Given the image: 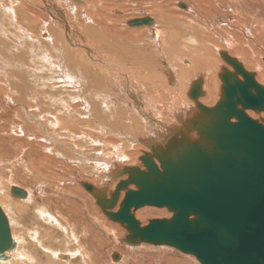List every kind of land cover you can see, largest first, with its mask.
<instances>
[{"label": "bare ground", "instance_id": "bare-ground-1", "mask_svg": "<svg viewBox=\"0 0 264 264\" xmlns=\"http://www.w3.org/2000/svg\"><path fill=\"white\" fill-rule=\"evenodd\" d=\"M66 1L0 0V82L5 84L6 90H12L11 93L14 96H20L21 100H34L39 110L57 113L34 114L32 117L29 114H23L26 120L29 118L31 125V127L29 125L30 128H26L27 137L25 138L30 144L35 143L30 145L35 154L43 155L45 158L30 159L29 167L27 166L28 169H26L28 178L30 172H35L37 175L35 181L38 195L33 188L29 187L28 191L21 189L28 192L25 200L16 201L9 196H1L3 202L7 200L9 205L7 209L21 215V221L29 219L25 223L26 226L24 222L21 223V227L18 226L21 231L20 236L13 237L16 241L14 253L11 254L13 251L6 253L7 259L4 260L6 262L0 260V264H13V261L21 264H40L41 259L48 263H54L57 260V263L73 264L74 250H71L70 246L77 240V232L74 229L82 226L83 233L87 234V222L100 221V216H107L106 211H109L103 205L112 200L114 190L108 189L110 188L108 184L105 185L101 189L103 199L100 200L96 193L100 190L99 180L104 177L100 175L123 177L126 181L129 178V176H118L120 171H111L109 166H117L125 162L140 163L136 168L146 171L142 164V158L145 156L152 157V160L159 165L156 156L164 154L170 156L173 149L182 145H199L206 151H211L213 142L202 129L211 123L213 111L216 109L212 92L217 95L224 93V89H221L218 83L220 73L224 74V79L229 77L235 79L233 69L239 65H233L231 62L233 61L242 65L243 71H249L251 75H254L258 84L264 80V57L257 56L259 52L264 51V44L260 42L261 38H264V21L260 22L261 18L258 21L256 18L246 16L245 14L249 12L245 6H240L243 0H233L239 9H231L229 0H184L187 5L180 3L182 0H148L147 9L157 18V22L149 16H135L137 19L133 18L134 20L152 19V25L141 27L131 25L130 27L131 18L125 20L122 15V11L129 7V0H104L100 9H98L100 0H88L90 14L84 17L75 16L79 10L75 1L72 0L71 8L66 5ZM82 1L84 4L85 0ZM224 2L230 7L227 12L228 21H220L218 18L222 15L221 11H224ZM177 5L180 9L183 8L181 5H184L185 9L181 12L177 9ZM30 7L39 8L47 17L52 18V27L47 30L49 32L44 31L47 19L45 15H40L45 19V21L40 20L45 22H41L44 28L42 26L43 32L40 36L32 34L34 32H28L19 22L17 12L26 15ZM115 7L119 10H113ZM37 17L39 18L38 14ZM38 18L31 20L33 26L40 23ZM196 20L205 23L206 27L199 26L198 29L201 31L196 32ZM211 21L216 23L217 30L213 29ZM123 23H126L133 31L126 29ZM204 31L212 33L204 34ZM13 33H16L18 38L16 53H10L7 50L10 43L2 37L9 34L11 36ZM147 34L148 37H146ZM144 38L147 42L140 43V40ZM170 52L184 54L189 60V62L179 61V72H176L171 65L175 58ZM29 55L30 59H27L26 56ZM248 56H251L250 62L244 59ZM235 57L238 61L234 60ZM250 63L253 65H246ZM92 71L97 74L95 75ZM179 73L182 75L181 81L175 79ZM27 74L30 79L24 81ZM203 80L206 81L205 88L199 82ZM165 81L171 82V88L161 85ZM113 85L121 90L120 94L123 96L124 92L129 95L131 105L129 107L136 113L132 120L127 118L130 122H125L124 127L120 123L123 119L121 114L126 111L132 116V111L125 104L123 109L111 103L115 97L111 90ZM173 88L183 90L182 96L179 97V93L170 94L169 90ZM86 96L88 101L84 99ZM70 100H73L71 103L73 106L69 104ZM76 100L85 104V106L82 105L85 114L74 106ZM76 104L79 105V102ZM60 112L64 113L62 114L64 118L58 114ZM245 112L249 117L253 114L251 118L259 119L257 122L263 123L264 126L261 120L264 118V111L262 113L250 110ZM90 114L101 119V124H98L100 129L97 128L99 133L102 132L99 138L90 136L85 131L88 124L81 119L85 120ZM39 115H41L39 119L33 118ZM233 120L236 118L231 119L230 122L233 123ZM103 122L107 124L101 126ZM107 125L111 126L110 129L106 128ZM19 127L12 126L13 129L9 133L20 136L22 129ZM50 128H53V132H50ZM0 130L4 132L3 129L0 128ZM64 132L70 136L64 135ZM37 133L45 137L41 139L36 135ZM47 133L51 138H47ZM35 135L41 140H37ZM71 136L74 138L73 143L69 142ZM95 139L99 140V143L90 146L88 142L91 144L95 142ZM101 145L103 148L100 151L103 157L94 152L100 149ZM107 146L110 149L108 151ZM24 148L26 146L22 144L21 149ZM89 160L94 161L95 164L87 163L86 161ZM55 165H57L56 169ZM74 166H78L81 174ZM58 168H61L60 171ZM69 172H73L78 181H70ZM31 175L33 177V174ZM85 176L95 177V179L86 181ZM28 178H21V185H27ZM88 185H92V190L85 189ZM129 189L136 190L134 186H130ZM1 191L0 193H3ZM65 194H68L69 200L85 205L82 210L76 203L69 208V219L77 222L74 226L69 222L62 223L54 214L55 211L65 208L61 205L62 198H60ZM122 195L125 196V193ZM49 198L59 202L55 203L53 208H47L45 200L48 201ZM123 198L122 196L118 198L109 207L110 211L118 212ZM2 205L5 207L4 203ZM146 208L132 211V214L137 220L145 221L139 216ZM160 211L166 213L165 217L171 218V214L164 209ZM149 221L150 219L144 224H148ZM59 232L67 237L64 245V250L67 252L57 251L54 248L60 236ZM110 233V238L119 240L125 247L123 250L113 248L109 251L108 258L111 260L112 258L119 260V252L123 255L121 262H110V264H129L131 260L134 261L147 253H150L149 256L153 260H164L170 264L173 263L170 254H180L167 246H152L139 241L131 242L130 233L123 225L121 228H113ZM28 241L31 243L27 244ZM29 245L33 247L34 252L36 249L40 251L42 257L38 253L35 255ZM80 255L86 262L82 252ZM60 256L65 257L66 260L59 262ZM116 256L117 259H115ZM183 257L184 260L179 261V264L183 262L200 264L192 256L183 254Z\"/></svg>", "mask_w": 264, "mask_h": 264}, {"label": "water", "instance_id": "water-1", "mask_svg": "<svg viewBox=\"0 0 264 264\" xmlns=\"http://www.w3.org/2000/svg\"><path fill=\"white\" fill-rule=\"evenodd\" d=\"M152 24V19L129 23L132 27ZM231 62L239 65L245 82L238 76L232 84L231 77L224 79V99L202 129L213 142L211 151L182 145L170 156H156L159 165L145 156L146 171L130 169L128 180L120 182L112 200L103 205L110 209L125 192L120 210L106 212L126 227L131 242L167 246L200 264H264V126L245 112L264 111V87L240 64ZM233 118L238 121L231 123ZM85 188L92 190L89 185ZM11 195L23 199L28 193L13 188ZM144 207L166 209L172 216L143 226L132 211ZM15 248L0 205V260Z\"/></svg>", "mask_w": 264, "mask_h": 264}, {"label": "rangeland", "instance_id": "rangeland-1", "mask_svg": "<svg viewBox=\"0 0 264 264\" xmlns=\"http://www.w3.org/2000/svg\"><path fill=\"white\" fill-rule=\"evenodd\" d=\"M73 1H75L74 3L79 6V10L76 12L75 16L84 17V16L90 14L89 11H88V9L90 7L89 1H92V0H89V1L85 0L84 4H82L83 2H76V0H73ZM130 1L131 0L128 1L129 7H127L124 10L125 12L122 11L123 12L122 15H124L125 20H128V19L131 18V21H132L134 19H137L138 16H145V17L149 16V17L153 18L157 22V18L153 14L149 13L150 11L147 9V3L149 2L148 0L147 1L146 0L139 1V2L131 1V3H130ZM71 2H72V0H67L66 1V5L68 7H70V8L72 7V3ZM25 3H28V2H25ZM103 3H104V0H100L99 5H98V9H100L103 6ZM133 3H134V5H133ZM180 3H182L184 5H187L184 0H182ZM229 4L231 6V9H239V6H237L236 3L233 2V0H229ZM174 5H176V2H174ZM223 6H224V11H221L222 15L218 16V18H220V21H228V19H227V14L228 13L227 12L229 11L230 7L227 6L226 2L223 3ZM240 6H245L246 10L249 12L248 14H245L247 17L256 18V19H258V21L261 18L260 22L264 21V0H243V3L240 4ZM177 9L182 12V9L178 8V5H177ZM258 9H260L259 12L257 11ZM40 10L41 9H39V8L30 7L26 15L23 14L22 12L21 13L19 11L17 12V16H19V22L25 27V29L28 32H30V33L34 32L32 34H35V35L39 34L38 36H40V34L43 32V30H42L43 24L41 22L45 21V19L40 17V15L41 16L45 15L46 18H47L46 19V23L43 22L46 25L45 26L46 30L44 29V31L46 32L48 29H50L52 27V18L47 17V15L42 10L41 11ZM113 10H119V9H117V7H115ZM145 10H146V12H145ZM41 12H43V13H41ZM184 12H186V11H184ZM37 14L39 15L40 19L37 17ZM257 14H258V16H257ZM259 14H260V16H259ZM135 16H137V17H135ZM34 18H38L39 19L38 23L40 22V20H43V19L44 20L41 21L39 24H35L37 26L36 27L35 25L33 26L32 23H31V20H33ZM195 22H196V25H195V31L196 32L201 31V30L198 29L199 26L206 27V24L200 22L199 20H196ZM211 24L213 26V29L217 30V26H215L216 23L214 21H211ZM124 27H126V29H129L128 26L126 25V23L124 24ZM43 28H44V26H43ZM40 29H41V31H40ZM138 29H140V28H138ZM129 30L133 31V29H129ZM144 30H146V29H144ZM136 31H138V30H136ZM47 32H49V31H47ZM251 32H252V29H251ZM139 33H141V32H139ZM209 33H212V32L204 31V34H209ZM11 36L9 34L6 37L5 36H2V37L7 39V41L10 43V46L7 45L8 46L7 50L10 53H16L17 45H18V44H16L17 41H18V38L16 37L17 34L13 33V34H11ZM221 36L223 37V35H221ZM261 36H262V32H261ZM146 37H148V34L146 35ZM37 38H40V39L43 40V38H41V37H37ZM140 41H141L140 43H142L143 41L147 42V40L145 38L141 39ZM260 42L264 44V38H261ZM171 55L175 58V61L172 62L171 65L176 70V72L180 71L179 61L186 60L187 62H189V60L187 59V57L184 54L181 55V54H178V53H171ZM257 56L258 57H264V51L259 52L257 54ZM26 58L30 59V55L26 56ZM39 58H41V55H39ZM244 59L246 61L250 62L251 61V56H248V57H246ZM234 60L238 61V58L235 57ZM224 62H229V61L224 60ZM246 65L247 66H252L253 63L246 64ZM241 67H242V65H241ZM247 72H249V71H247ZM93 73L95 75L97 74L96 72H93ZM233 74L235 75V78H236V76H238V78L241 80V82H243V83L245 82L243 80V78L240 76V72L235 67L233 69ZM181 78H182V75L179 73V74H177L175 79L178 80V81H181ZM29 79H30V76L27 74V78L24 81H27ZM192 81H193V79H192ZM199 82L201 83L202 86L204 85V88H205L206 81L203 80L204 83L202 81H199ZM228 82L232 84L234 82V80L232 79V80H229ZM262 82H259V84L261 86L264 85V80ZM176 83L178 85V82H176ZM218 83H219V86L221 87V89H224V86L226 84L224 82V74L223 73H220V76L218 77ZM0 84H1L0 85L1 86L0 87V126H1L0 128L4 130V132L2 130H0L1 131L0 132V184H1L0 185V190H2L1 192H3V193H0V199H1L0 200L1 201L0 205L3 208V210L5 211L8 219H9L12 235L14 234L13 237H19L21 231H20L18 226L21 227V223L24 222V224H25L28 221L29 218L26 219V220H22L21 221V215L19 216L15 212L12 213L10 211V209H7L8 206H9L8 203L6 202L7 200H4L5 202H3V197L1 198V196H5V197L9 196L10 199L16 200V201L25 200V198L20 199V198H16V197L11 196L10 192H11L12 187H14V186L15 187H19L20 189H23V190H27V191H28L29 187H30V189L33 188V191L35 192V194L38 195V193H37L38 190L36 188L37 187V183L35 181V179H37V177H36L37 175L35 174V172H30L29 173L30 176L28 178V173L26 172V169H28V167H29L30 159L33 160V158H34V160H37V158H45L43 155L35 154V151H33V149H31V146H30V145L35 144V143H31L30 144L29 141L27 140V138H25V137H27V129L26 128L29 127L30 122L28 121L29 118H28V120H26V117H24L23 114H29L30 117H32V115H34V114H57V113H56V111L53 112V111H50V110H47V111L46 110H39V108L36 107L34 100L33 101L31 99H28L27 101L21 100L20 96L17 97V96H14L11 93L12 90H6L5 84H2L1 82H0ZM117 84H119V83H117ZM161 85L166 87V88H171V82L170 81H165V82L161 83ZM111 87H112V89H111L112 90V94L115 96L114 97V101L111 102V103H113L114 106H118L119 105L121 108H123V106L125 104L131 110L132 108L129 107V106H131L130 105L129 95L124 92V96H123L122 94H120V92H121L120 89H117V87H115L114 85L111 86ZM71 91H72V89L69 90V94H70ZM169 93L170 94L179 93V97H180L183 94V90L180 91L179 89L173 88L172 90H169ZM207 93H209V90H207ZM125 95H127V96H125ZM213 97H215V99L213 101V104H214L215 108H217L218 105L224 99V93H219L217 95L216 93L214 94V92H212V99H213ZM87 98H88V96H86L84 99L87 100ZM19 99H20V101H19ZM73 100H70L69 104L73 103ZM74 102H75L74 106L77 107L78 110L81 111V113L85 114V111H84L85 109L83 108L85 106V104L81 103L79 100H76ZM78 102H79L80 106L76 104ZM82 105H84V106H82ZM78 106L81 107V108H79ZM28 107H29V109H28ZM88 107H89V105H88ZM82 108H83V110H82ZM123 109H125V108H123ZM131 111H132V116H131V114H127L126 111H125L124 114H121V117L123 118L122 121H120V123L122 124L121 125L122 127H124L126 125L125 122H130V121H128V119L132 120L133 115L136 114L135 110H131ZM201 111L203 112V110H201ZM253 112H256V111H253ZM58 114L62 115L64 113L60 112ZM78 114L79 113H77V115ZM86 116H87V114H86ZM91 116L93 117L94 115L90 114V116L88 115V117H86L85 120L83 118L81 120L84 121V123L88 124V128L85 131L88 132L90 134V136H96L97 138H99L100 137L99 135H101L102 132L100 131L101 133H99V131H97V128L100 129V126H98V124H101V119L99 117H97V116H95V117H93L91 119L90 118ZM250 116L253 117V114H250ZM259 116L262 117L261 114H259ZM40 117H41V115L33 116V118H37V119H39ZM64 117L65 116H63V115L61 116V118H64ZM19 118H21V119H19ZM187 120H189V119H187ZM257 120H259V119H257ZM261 120L264 122V118H262ZM237 121H238L237 119L233 120V123H236ZM23 122H24V124H23ZM106 124H107V122H103L101 126L106 125ZM259 124L262 125L263 123H259ZM14 125H16L17 127L20 126L19 128L22 129V131H20V133L21 132L22 133L19 134L20 136H18V135L16 136L13 133H9V131L11 129H13L11 127L14 126ZM167 125H168V123H167ZM107 126L108 127H106V128L110 129L111 126L110 125H107ZM30 127H31V125H30ZM121 130L124 131L126 129H121ZM23 132L25 133V135H23L24 134ZM50 132H53V128H50ZM64 133H65L64 135H69L66 132H64ZM36 135L41 137V139H43L45 137V135L41 136V135H39V133H37ZM36 135H35V137H37V140H41ZM81 135H82V133H81ZM48 137L51 138L49 134H48L47 138ZM96 140L97 139H95V142H92L91 144H90V142H88L89 145L90 146L91 145H97L99 143V140L98 141H96ZM27 141H28L29 144L27 143ZM71 141L73 143V141H74L73 136H71L69 138V142L70 143H71ZM22 144H24L26 146V148L21 149V145ZM77 144H80V143L77 142ZM38 145L41 146L40 144H38ZM99 147H100V149L94 150V152L97 153V154H101V156L103 157L104 155H102V153L100 151V150H102L103 147H102V145L99 146ZM35 149H36V147H35ZM108 150H110V149L107 146V151ZM128 155L129 154H127V156ZM52 158H54V157H52ZM114 161H116V160H114ZM86 162L87 163H91L93 165L95 164V163H93L94 161H90V160L86 161ZM34 164H35L36 167H38V165L36 163H34ZM137 165H140V163L136 164V163H132V162H129V163L125 162V163H123L121 165H117V166L111 165V167L109 166L108 168H110L111 171L112 170L120 171V174L118 176H129V172L128 171L130 169L136 168ZM70 166H72V165L70 164ZM56 168H57V165H55V169ZM74 168L77 169L78 172L81 174L80 169L78 168V166H74ZM60 169L61 168H58L59 171H60ZM31 174H33V177H32ZM100 176H104V177L102 179H100L101 177L99 178L100 179L99 180V188H100V190L97 191L96 193H98L101 201L103 199V192L101 191V189L104 188L105 185L108 184L109 187H110L108 189H111L112 191L114 190V192H115V189H116L117 185L120 182H122V181H126L123 177H109L108 174H101ZM69 177H70V181H72V182L78 181L73 172H69ZM21 178H28L27 179V183L28 184L26 183L27 185H21ZM85 179H86V181H92V180L95 179V177L85 176ZM44 186H47V185H44ZM75 187H77V186H75ZM123 193H125V192H121L120 197L121 196L124 197L122 195ZM49 194H50V192L48 191V195ZM60 198H62L61 205L65 206V208L63 210L55 211L54 214L56 216H58L59 220L62 223L69 222L71 225L74 226L75 224H77V222L76 221H71L69 219V212L68 211H69V208L73 207V203H76V202H74L72 200H69L68 199V194H65L64 196H60ZM2 202L5 204V207H4V205H2L3 204ZM45 202H46L45 205H46L47 208H53L54 204L59 202V201H57V200H55L53 198H49V200L48 201L45 200ZM76 204L79 206L80 210L85 208V205H83L82 203H76ZM164 210L167 211L168 214H171L168 210H166V209H164ZM109 211H110V209H109ZM165 214H166L165 212L160 211V209H158V208L147 207L142 212V214L139 216L142 219H145V221H140V222L143 223V226H146L148 224H144V222H146L149 219L152 220V219L169 218V217H165L164 216ZM171 216H172V214H171ZM64 218H66V221H64ZM100 221H102V222H100ZM100 221L99 220L88 221L87 224H86L87 225V234H84L83 233L84 231L82 230V234H83L82 237H80L78 235L80 233L79 227L75 228V229H77V233H76L77 240L74 241V244H71V246H70V249L74 250L73 264H110V262H113V263H117L118 262L119 263V262L122 261L123 255L120 252L119 253L117 252L120 255V259L119 260H114L113 258L111 260L110 258H108V254H109V251L111 249H113V248H117V249H121V250L125 249V247L122 246V244L120 243L119 240L114 239L112 237L110 238V235H111L110 230H112L113 228H121V225L119 223L113 222L109 218L108 215L107 216L101 215L100 216ZM25 226H26V224H25ZM31 233L32 232L30 231V234ZM59 235L60 236L56 240V244L54 245V248L57 251L67 252V251L64 250V245H65L66 240L63 241V236L60 234V232H59ZM80 235H81V233H80ZM30 243H31V241L27 242V244H30ZM29 248H30L31 251H33V247L31 245H29ZM31 251L29 252L30 254L32 253ZM105 251H106V254H105ZM80 252H82L83 255L85 256L86 262L84 261L83 257L80 255ZM13 253H14V251L11 254H13ZM34 253H35V255H36V253H38L42 257V254L37 249H36V252H34ZM149 255H150V253L144 254V255H142V256H144L143 258H142V256H139L134 261L131 260V262H129V264H167V262L164 261V260H156V259L153 260L152 257L149 256ZM170 257L173 259V263H170V264H179V261L184 260L183 254H181V253L179 255L170 254ZM10 259H12V257ZM58 260H59V262H63V261L66 260V258L65 257L63 258V256H60L58 258ZM1 262H6V261H1ZM13 262H14L13 264H21L18 261H13ZM40 264H62V263H57V260H55L54 263H48V262H43V260L41 259L40 260ZM182 264H191V263L190 262H183Z\"/></svg>", "mask_w": 264, "mask_h": 264}, {"label": "crops", "instance_id": "crops-1", "mask_svg": "<svg viewBox=\"0 0 264 264\" xmlns=\"http://www.w3.org/2000/svg\"><path fill=\"white\" fill-rule=\"evenodd\" d=\"M79 229H80L79 231H80L81 235H80V233H79L78 235H79L80 237H82V235H83V234H82V226L79 227ZM74 230H76V232H77V229H74ZM65 240L67 241V237H66V236H63V241H65ZM63 258H64V257H63Z\"/></svg>", "mask_w": 264, "mask_h": 264}]
</instances>
